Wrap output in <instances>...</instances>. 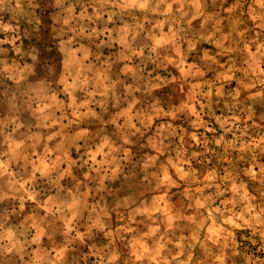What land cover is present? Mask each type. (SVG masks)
Here are the masks:
<instances>
[{
	"label": "clouds",
	"instance_id": "9594fccd",
	"mask_svg": "<svg viewBox=\"0 0 264 264\" xmlns=\"http://www.w3.org/2000/svg\"><path fill=\"white\" fill-rule=\"evenodd\" d=\"M0 264H264V0H0Z\"/></svg>",
	"mask_w": 264,
	"mask_h": 264
}]
</instances>
